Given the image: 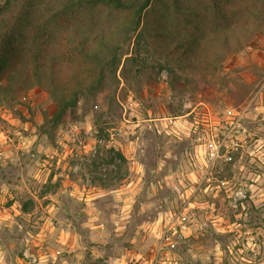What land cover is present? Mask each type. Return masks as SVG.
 <instances>
[{
  "label": "rangeland",
  "instance_id": "1",
  "mask_svg": "<svg viewBox=\"0 0 264 264\" xmlns=\"http://www.w3.org/2000/svg\"><path fill=\"white\" fill-rule=\"evenodd\" d=\"M62 1L18 0L0 17V208L28 213L15 237L48 232L59 252L47 264H264L259 0H153L145 18L173 34L237 29L229 50L207 44L202 64L174 76L154 39L121 33L129 11L60 15ZM26 13L34 24L19 34ZM72 27L99 60L73 54ZM101 36L116 51L101 50ZM39 46L40 65L63 67L56 80L78 92L75 106L61 111L63 93L24 78L27 65L8 81L21 67L8 55L29 61Z\"/></svg>",
  "mask_w": 264,
  "mask_h": 264
},
{
  "label": "trees",
  "instance_id": "2",
  "mask_svg": "<svg viewBox=\"0 0 264 264\" xmlns=\"http://www.w3.org/2000/svg\"><path fill=\"white\" fill-rule=\"evenodd\" d=\"M18 0H0V17L5 16L10 13V8L13 2H16ZM153 0H63L61 9H60V15H66L70 12H81L84 10H88L92 8L93 6L97 4H109L112 5L115 10H119L122 12L129 11L130 14L128 15V18H126V21L123 24L121 33L124 34L129 40L132 39L133 36L137 35L139 39H144V37L147 35L150 37V39H154L152 42V45L157 47L158 50H160L162 53L166 54L167 62H165V69L174 76L176 70L185 72L189 69V67L194 68V66H198L202 64L201 60V54H203V47L205 45H211V44H222V46L229 50L231 48L230 41L232 38H235L237 36V32L233 33L232 30L236 28H225L220 27L215 28L213 31L208 33L205 38H203L204 34L200 36H193V35H186V34H173L170 30H168L164 25H162L160 22H154L150 19L145 18V12L148 10L149 6L152 4ZM164 10H170L167 5H165ZM173 9L176 12H184L188 13L189 10H185L182 6L175 5ZM196 15V10L193 11ZM192 13V12H191ZM216 14H220V12H216ZM250 14L253 17H256L257 19L264 17V0H259L258 5L254 7V10H250ZM225 18V17H224ZM21 25L18 27L17 33L21 34L25 26L33 25L32 16H30V13H26L25 15L21 16ZM200 25V24H199ZM24 27V28H23ZM199 28V27H198ZM22 31V32H21ZM87 31H89L87 29ZM153 32V34H152ZM16 33V32H15ZM86 30L77 29L75 30L72 28H67L65 30V35L67 38V46L69 49L73 51V54L78 57H82L84 60H88V62H94L100 59L101 51H94L91 49L92 42L89 40V36L86 34ZM2 33L0 32V35ZM85 34V35H84ZM102 43L100 44L101 50H106L107 52H113L116 51L118 46H113L110 44V40H105L104 36H101ZM27 44L24 46L26 47ZM36 47L38 45H35ZM36 49L39 52H36L33 55H30L29 57H32L31 60L27 61L26 56L21 53V56L19 58V62L15 59L13 60V56L15 55L13 52H11L7 57V63L10 65H20L13 66V72H11L10 77L8 78L9 82H13L12 80V74L15 71H18L21 76H23V69L22 66L31 67L29 70L30 72L25 74L23 77L27 80H30L31 78H34L37 83L43 85L44 87L49 89V92L56 97L57 92L63 93L59 95H63V106H60L61 111L65 110L67 106H75L78 99V92H72L68 95H65L64 93L71 92L72 88L69 85H66V87H63L60 85V83H57L56 78L59 77L62 80H65V75L63 72V67L59 70L58 66L55 65L48 66L46 65V60H44V64L40 65V57L42 55L41 51L42 48ZM114 49V50H113ZM35 50V51H36ZM34 51V52H35ZM104 52V51H102ZM29 53H32L29 52ZM59 54V53H58ZM112 54V53H111ZM44 57V56H43ZM59 58V57H58ZM42 61V60H41ZM29 65V66H28ZM18 67V68H17ZM210 65L206 64V68H209ZM20 69V70H19ZM15 70V71H14ZM215 70V69H214ZM32 72V73H31ZM31 73V74H30ZM33 75V76H31ZM208 76L203 75L202 79H206ZM174 78V77H172ZM50 79V83L46 82V80ZM45 81V82H44ZM49 83V85H48ZM24 89V88H22ZM27 89V88H26Z\"/></svg>",
  "mask_w": 264,
  "mask_h": 264
},
{
  "label": "crops",
  "instance_id": "3",
  "mask_svg": "<svg viewBox=\"0 0 264 264\" xmlns=\"http://www.w3.org/2000/svg\"><path fill=\"white\" fill-rule=\"evenodd\" d=\"M14 209V207L0 208V264H47L46 261H50L52 256L56 257L59 252L50 244L51 242L48 240L49 233L42 231L36 235L38 238L33 236L31 239L25 236L24 240L20 242L15 237L17 226L14 221L19 215H28V213L18 209L13 212ZM20 230L23 233L26 232L24 228H20ZM54 242V245L61 248L58 241L54 240ZM19 246L24 248L20 254ZM49 251L53 254H50ZM32 256L36 258V263H33L30 259Z\"/></svg>",
  "mask_w": 264,
  "mask_h": 264
},
{
  "label": "built area",
  "instance_id": "4",
  "mask_svg": "<svg viewBox=\"0 0 264 264\" xmlns=\"http://www.w3.org/2000/svg\"><path fill=\"white\" fill-rule=\"evenodd\" d=\"M30 259H32V262L33 263H36L37 262V260H36V258L34 256L30 257Z\"/></svg>",
  "mask_w": 264,
  "mask_h": 264
}]
</instances>
